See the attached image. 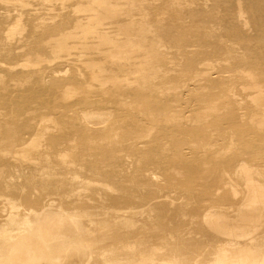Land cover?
Segmentation results:
<instances>
[{
  "label": "bare ground",
  "instance_id": "obj_1",
  "mask_svg": "<svg viewBox=\"0 0 264 264\" xmlns=\"http://www.w3.org/2000/svg\"><path fill=\"white\" fill-rule=\"evenodd\" d=\"M0 134V264H264V0H0Z\"/></svg>",
  "mask_w": 264,
  "mask_h": 264
},
{
  "label": "rangeland",
  "instance_id": "obj_2",
  "mask_svg": "<svg viewBox=\"0 0 264 264\" xmlns=\"http://www.w3.org/2000/svg\"><path fill=\"white\" fill-rule=\"evenodd\" d=\"M1 12H3V10H1ZM13 14H15V13H13ZM27 17H28V15L25 18H27ZM58 69L61 71V74H63L64 71L66 70L65 64H60L58 66ZM26 85L28 86V83ZM30 94L33 95V96H31L32 99H36V98L40 99L44 95V94H42L40 96H37L34 93H30ZM15 101H16L15 103H20V97H16ZM34 105H35V103H32V106H34ZM1 109H2L1 111L10 112L12 108L1 107ZM25 112L26 113H23L22 115L20 113V118L24 119V121L28 122V110ZM2 132L3 131H1V133ZM26 136L28 138V135H26ZM13 138H14V136L10 135V134L4 135V136L2 134H0V194L2 193L4 195L13 196V194H15L17 192V190L22 185L27 186L26 187L27 191H28V189H31V190H35L36 193L42 192L47 187V184L45 182H43V176L42 175H40V176L34 175L33 176V174L30 171H28V169L24 170V173H22V172L14 173V171L9 169L10 168L9 166L14 165V161H12L13 159L10 157V155L9 154L7 155L5 152H12L13 150H15L14 144L11 142V141H15V140H12ZM67 149H68V146L61 145V146H54L50 150L52 152H54L55 154H57V153H64ZM98 160L100 161V164H99L100 176L98 178L105 180L107 182H112L113 181L112 178L106 177L107 172L110 171V167L108 166V162H109V160L112 161V158H109L107 156L105 157L104 155H100L98 157ZM122 160H123L122 168H124L127 166L128 162H127V159H122ZM208 160H210V158H207V156L203 157L201 159H200V156H198V157L197 156H191L188 158L187 164L191 165V167H193V166H198L200 164H203V162H207ZM6 168H7V170H6ZM122 168H119L118 170H121ZM90 175H91V177H93L92 174H90ZM60 179L62 182L64 181V187L66 189H70V186L68 185L69 177L68 176H65V177L62 176ZM45 181L46 182L48 181L50 184H52L56 181V179L54 177L47 176ZM77 184H78V182H77ZM97 186H99V185H97V183L92 184V188L94 187L92 190L97 191L96 189L100 188V191H102V193H104V190H101V187H97ZM25 205H26V207H28V201ZM2 224H3V220L0 218V225H2ZM95 246H96V244L92 248V252L90 255L93 259H96V257H95V254H96ZM3 258H4V260H2ZM6 259H7L6 256H4V255L0 256V261L1 260L6 261Z\"/></svg>",
  "mask_w": 264,
  "mask_h": 264
}]
</instances>
